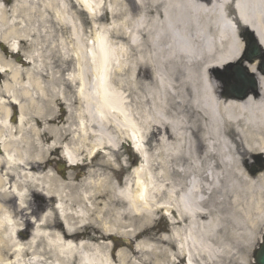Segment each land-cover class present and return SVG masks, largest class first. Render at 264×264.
Wrapping results in <instances>:
<instances>
[{"label":"bare ground","instance_id":"6f19581e","mask_svg":"<svg viewBox=\"0 0 264 264\" xmlns=\"http://www.w3.org/2000/svg\"><path fill=\"white\" fill-rule=\"evenodd\" d=\"M135 5L0 1V264H252L264 235V72L250 62L257 88L240 98L216 69L242 58L250 32L264 51V0ZM65 141L78 155L64 153L67 166L86 177L53 170ZM129 145L141 162L125 175Z\"/></svg>","mask_w":264,"mask_h":264},{"label":"rangeland","instance_id":"374dc122","mask_svg":"<svg viewBox=\"0 0 264 264\" xmlns=\"http://www.w3.org/2000/svg\"><path fill=\"white\" fill-rule=\"evenodd\" d=\"M0 1H2V0H0ZM16 1L17 0H9V3H7V7L10 8L13 5V3L16 2ZM52 22L53 21H49L48 22V25L51 28H55V23L53 25V24H51ZM79 23H81V22H79ZM83 23H84L86 29L89 32H91L92 23L93 22L91 20L85 18V21H83ZM117 24H119V26L121 25V23H117ZM25 25L29 26V23L28 22H25ZM36 25H39V24H36ZM112 25L113 24H111L107 19L99 20L97 22L98 31L99 32H102V33H106V34H107L108 28H110ZM33 37L36 38V36H33ZM244 37L246 38V40L248 39L246 37V35ZM41 39H43V37ZM53 41L55 42L56 39H53ZM42 44H43V49H45L46 46L44 45L43 42H42ZM244 45L246 46V41H245V44ZM245 46H244V48H245ZM244 48H243V50H244ZM30 49H32V47L25 48V50H30ZM0 51L2 52L1 49H0ZM241 55H242V53H241ZM22 57H25V56L22 55ZM14 62H16V61L14 60ZM238 64H239V61L235 62L234 64H228L225 67H222L220 69H216V74L219 77V79H220V81L222 82L223 85H224V78L230 76L233 73V71L238 67ZM245 64L244 65L247 67L248 72H250L249 67L251 66V63L250 62H245ZM53 66H54L53 67L54 70H58L59 69V63H56V65L53 64ZM49 70H50L49 71V74L44 75V77H43L44 82L48 86H50V87H55L57 85L55 83H52V81H51L52 80L51 69H49ZM254 77H255V74H254ZM256 81H257V79H256ZM12 122H15V119H12ZM61 146L62 147H59L58 148V151H52L53 152V157H54L53 158V167H52L53 170L55 172H57L58 175L63 180H68L70 173L73 172V171H76L77 172V174L75 175V178L81 179L83 177H86L87 172H88V167H85V166H83L81 164H80V166L74 165L73 167H69V166H67V161L62 156L63 155V150L65 152H67V153L72 154V156H74V157L78 156L76 154V152L74 151L73 146L71 144H69L67 141H65ZM128 148L130 150V153L128 154V158H129V168L123 173L125 175L130 174L131 171H132V169H133V167L139 165L140 162H141L139 156L137 154H135V152L132 150V148H131L130 145L128 146ZM123 174H122V176H123ZM122 176L120 174V177H122ZM154 224L157 226V228H160L159 233H166L170 229L169 218L168 217H166V218L163 217V214L162 213L157 214V216H155V223ZM33 227H36V225L34 223H30V229L29 230L32 231L33 230ZM29 230H28L27 236H29L31 234V232ZM124 238H127V237H124ZM261 241H262V239H261ZM256 247H258V244L256 245ZM255 248L253 250H255ZM251 260H252V264H254V258L253 257L251 258ZM177 264H179L178 260H177Z\"/></svg>","mask_w":264,"mask_h":264},{"label":"water","instance_id":"95a60500","mask_svg":"<svg viewBox=\"0 0 264 264\" xmlns=\"http://www.w3.org/2000/svg\"><path fill=\"white\" fill-rule=\"evenodd\" d=\"M261 55L260 45L257 43L255 38L250 36L248 40V51L244 56L243 60H248L252 62L254 58ZM263 60L260 65V69L264 72V56L261 57ZM235 83L226 84V93L238 96L240 98H245L249 95L250 90H256L257 82L252 74H248L247 70L242 67H238L235 75H233ZM255 264H264V238L263 243L255 252Z\"/></svg>","mask_w":264,"mask_h":264},{"label":"snow or ice","instance_id":"6c2138e0","mask_svg":"<svg viewBox=\"0 0 264 264\" xmlns=\"http://www.w3.org/2000/svg\"><path fill=\"white\" fill-rule=\"evenodd\" d=\"M85 2H90V0H85ZM135 6H136L135 5V0H133V7H135ZM0 71H3V69H0ZM9 203H11L15 207L16 201L15 200H11V201H9ZM21 207H23V206H21ZM40 211H43V210L41 209ZM32 214L33 215H37V218H39L37 212H33Z\"/></svg>","mask_w":264,"mask_h":264},{"label":"flooded vegetation","instance_id":"af4514ba","mask_svg":"<svg viewBox=\"0 0 264 264\" xmlns=\"http://www.w3.org/2000/svg\"><path fill=\"white\" fill-rule=\"evenodd\" d=\"M7 1V0H6Z\"/></svg>","mask_w":264,"mask_h":264}]
</instances>
